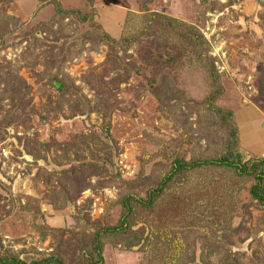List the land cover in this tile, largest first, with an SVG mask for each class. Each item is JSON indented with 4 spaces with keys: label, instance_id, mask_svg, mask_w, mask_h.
<instances>
[{
    "label": "rangeland",
    "instance_id": "374dc122",
    "mask_svg": "<svg viewBox=\"0 0 264 264\" xmlns=\"http://www.w3.org/2000/svg\"><path fill=\"white\" fill-rule=\"evenodd\" d=\"M56 2L67 14L0 0V260L81 264L98 234L102 264H264V205L229 168L188 174L106 231L175 158L226 152L212 75L236 150L264 157V1Z\"/></svg>",
    "mask_w": 264,
    "mask_h": 264
},
{
    "label": "trees",
    "instance_id": "16d2710c",
    "mask_svg": "<svg viewBox=\"0 0 264 264\" xmlns=\"http://www.w3.org/2000/svg\"><path fill=\"white\" fill-rule=\"evenodd\" d=\"M39 3H51L54 7V10L57 14L65 15L67 11L63 10L59 3L56 0H34ZM87 16H82L81 19L92 22L93 13H87ZM97 27V25H95ZM101 32H103L101 30ZM103 34V33H102ZM104 40L109 45H116L118 41L110 37L108 34L104 32L103 36ZM213 79V92L206 97L207 108L211 114H215L216 117L229 129V146L225 153L217 159H185L182 157L175 158L171 164L169 173L159 181L156 186L147 192L144 198H136V197H127L124 199V214L122 219L120 220L119 226L107 229V232L113 233L124 230L125 225L128 223L129 218L133 212V205L145 208L150 210L156 205V202L175 184L179 182H184L187 175L199 171L204 167H223L229 168L236 172V174L240 176L250 175L253 177V184L250 187L249 194L251 198L259 203L260 205H264V157L255 158V159H247L244 161L243 153L236 150V147L239 145L238 138V130L236 123L233 119V114L230 111H224L215 106L214 102L217 100L222 92V88L216 83L214 79V75H212ZM179 181V182H178ZM184 185V183H183ZM97 239L95 240V244L93 247L94 254L91 255L90 260H86L81 264H102V247L98 244V234L96 235ZM97 242V243H96ZM12 263V264H63V262L59 258L49 257L39 261H33L30 263H25L19 261L17 259H11L9 261L0 260V264L4 263Z\"/></svg>",
    "mask_w": 264,
    "mask_h": 264
},
{
    "label": "water",
    "instance_id": "95a60500",
    "mask_svg": "<svg viewBox=\"0 0 264 264\" xmlns=\"http://www.w3.org/2000/svg\"><path fill=\"white\" fill-rule=\"evenodd\" d=\"M261 1H264V0H261Z\"/></svg>",
    "mask_w": 264,
    "mask_h": 264
}]
</instances>
